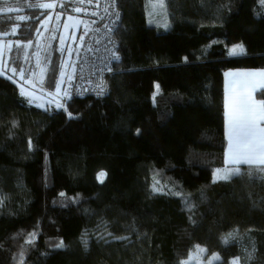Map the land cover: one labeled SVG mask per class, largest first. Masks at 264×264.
<instances>
[{"label": "trees", "instance_id": "trees-1", "mask_svg": "<svg viewBox=\"0 0 264 264\" xmlns=\"http://www.w3.org/2000/svg\"><path fill=\"white\" fill-rule=\"evenodd\" d=\"M41 3L0 0V33L18 26L16 39L31 41L48 15ZM163 4L166 29L148 24L145 0L118 1L104 96L42 110L0 75V264H180L195 246L217 254L214 264H264V167L212 180L224 165L223 74L264 69V9L259 0ZM237 43L244 54L229 56ZM206 78L211 101L194 103L189 89ZM256 98L264 105L263 89Z\"/></svg>", "mask_w": 264, "mask_h": 264}, {"label": "rangeland", "instance_id": "rangeland-1", "mask_svg": "<svg viewBox=\"0 0 264 264\" xmlns=\"http://www.w3.org/2000/svg\"><path fill=\"white\" fill-rule=\"evenodd\" d=\"M40 1L42 10L47 9L45 12L48 15L39 24L31 41L16 39L18 26L9 29L5 34L0 33V75L17 83L21 96L29 106L42 110H59L64 108L66 77L75 56L74 41L82 19L76 9H70L64 4L59 5L64 0H53L56 4L51 2L52 0ZM259 4L264 9L262 0H259ZM6 9L9 12H23V9L13 6ZM145 11L149 25L160 29L167 28V13L164 4L163 7L160 6L159 0H145ZM15 20L21 24L27 20V16L22 15ZM227 53L231 57H238L244 54V48L241 43L233 44L228 47ZM54 54L60 56V72L56 88L47 90L45 78ZM239 171L240 168L225 166L224 169L213 171L212 180L217 181L218 176H227V179H230ZM218 259L217 254H207L204 248L195 246L181 259L180 264H214ZM229 264H239L238 259H232Z\"/></svg>", "mask_w": 264, "mask_h": 264}, {"label": "crops", "instance_id": "crops-1", "mask_svg": "<svg viewBox=\"0 0 264 264\" xmlns=\"http://www.w3.org/2000/svg\"><path fill=\"white\" fill-rule=\"evenodd\" d=\"M210 87V78L192 86L189 89L192 101L197 104H209ZM262 89L264 69L224 72L225 151L224 165L219 169H224L225 166L264 167V163H260L264 161V105L256 98V93Z\"/></svg>", "mask_w": 264, "mask_h": 264}, {"label": "built area", "instance_id": "built-area-1", "mask_svg": "<svg viewBox=\"0 0 264 264\" xmlns=\"http://www.w3.org/2000/svg\"><path fill=\"white\" fill-rule=\"evenodd\" d=\"M119 0H64L82 19L75 40V56L66 77L65 96L101 97L118 60L115 32L122 11Z\"/></svg>", "mask_w": 264, "mask_h": 264}, {"label": "snow or ice", "instance_id": "snow-or-ice-1", "mask_svg": "<svg viewBox=\"0 0 264 264\" xmlns=\"http://www.w3.org/2000/svg\"><path fill=\"white\" fill-rule=\"evenodd\" d=\"M262 2H264V0H262ZM159 4L161 7H163V0H159ZM44 7H51V5H44ZM240 51L242 52L243 49L241 48ZM233 52H236V49L233 50ZM248 162H254V161H248ZM260 163H264V161H260ZM104 173H100L99 175V179L101 180V182H103V178H104ZM219 179H227V176H218Z\"/></svg>", "mask_w": 264, "mask_h": 264}]
</instances>
